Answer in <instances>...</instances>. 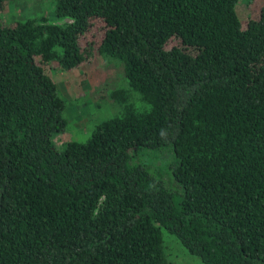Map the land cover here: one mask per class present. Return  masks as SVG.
I'll return each instance as SVG.
<instances>
[{"label": "trees", "instance_id": "trees-1", "mask_svg": "<svg viewBox=\"0 0 264 264\" xmlns=\"http://www.w3.org/2000/svg\"><path fill=\"white\" fill-rule=\"evenodd\" d=\"M0 0V15L4 2ZM56 0L62 24L0 18V264H264V4ZM106 55L144 106L57 148L45 72Z\"/></svg>", "mask_w": 264, "mask_h": 264}, {"label": "rangeland", "instance_id": "rangeland-1", "mask_svg": "<svg viewBox=\"0 0 264 264\" xmlns=\"http://www.w3.org/2000/svg\"><path fill=\"white\" fill-rule=\"evenodd\" d=\"M55 3L56 0H6L0 18L9 26L38 16L56 24L70 21L68 18L58 19ZM263 4L264 0H239L236 8L242 18L254 17ZM44 70L65 102L67 126L54 137L57 148L64 147L71 139L84 140L90 126L120 114L125 105L131 104L136 109L144 106L130 89L122 64L106 55H96L91 62L69 71L55 69L49 63L44 65ZM163 248L166 264H205L190 254L172 234H165Z\"/></svg>", "mask_w": 264, "mask_h": 264}]
</instances>
